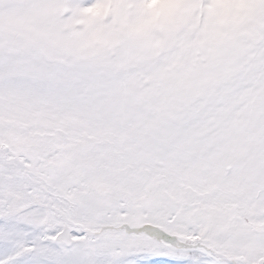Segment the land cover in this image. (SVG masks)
<instances>
[{
	"label": "snow or ice",
	"instance_id": "1",
	"mask_svg": "<svg viewBox=\"0 0 264 264\" xmlns=\"http://www.w3.org/2000/svg\"><path fill=\"white\" fill-rule=\"evenodd\" d=\"M0 264H264V0H0Z\"/></svg>",
	"mask_w": 264,
	"mask_h": 264
}]
</instances>
